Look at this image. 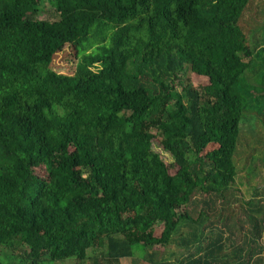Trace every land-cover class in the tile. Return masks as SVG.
Returning <instances> with one entry per match:
<instances>
[{
	"label": "trees",
	"instance_id": "trees-1",
	"mask_svg": "<svg viewBox=\"0 0 264 264\" xmlns=\"http://www.w3.org/2000/svg\"><path fill=\"white\" fill-rule=\"evenodd\" d=\"M43 1L0 0V264H83L101 247L114 264L138 250L141 264H264L263 206L253 200L264 136L251 127L241 144L244 113L264 127V92L244 99L239 88L255 66L264 80V48L247 42L264 0H47L52 22L34 18ZM65 45L79 58L69 76L49 69ZM185 70L205 86L182 82ZM237 159L259 185L243 199ZM229 189L255 222L232 261L223 260L231 228L175 236L181 221L234 204ZM197 192L196 212L187 205ZM174 236L180 259L158 258Z\"/></svg>",
	"mask_w": 264,
	"mask_h": 264
},
{
	"label": "rangeland",
	"instance_id": "rangeland-1",
	"mask_svg": "<svg viewBox=\"0 0 264 264\" xmlns=\"http://www.w3.org/2000/svg\"><path fill=\"white\" fill-rule=\"evenodd\" d=\"M260 2L263 5V2ZM39 8V12L34 16L35 19L38 20H45L48 22H52V21H56L57 20V14L53 11L52 7L50 6V4L48 3L47 0H44L41 5L38 7ZM259 18L255 17V19L257 20V23L259 24V22L262 24L261 26H257L255 24V26H252L250 23L247 24L249 32L247 34V42L249 44V47L254 50L257 48H264V18L261 17L260 15L258 16ZM247 21V20H246ZM257 26V27H256ZM74 48L71 45H65L61 50L57 51L56 53L53 54L52 56V60L51 63L49 65V69L57 74H61V75H72L73 71H74V67L75 64L78 61V57L74 55ZM258 51H256V55H257ZM254 62V61H253ZM257 65V64H255ZM249 71V72H248ZM248 72V73H247ZM263 73V71L259 68H257V66L253 67L252 69H248L245 71L243 77L241 78L240 81V93L242 95V97L244 99L248 98V93L251 94L250 96L255 98L258 95V92H264V80H261L260 75ZM188 71L185 70L184 74H180L179 75V79L182 82H185L188 80L189 83H191V85L196 88L199 89L203 86H205L206 84V80L203 77H195L193 75H188ZM179 88L177 87V90ZM260 90V91H258ZM264 94V93H263ZM250 113H244L243 116V124L241 126L242 128V134L244 135L242 138V142L241 144L244 143L245 140V136L247 134H250V128L253 127L254 129V135H257L258 138H261L264 136V127L260 124V122H257V124H254V126L250 125L251 120H249L250 118ZM253 114V113H252ZM152 150L154 152H156L157 154L160 155L161 159L163 160L164 163L166 164H171V158L169 157L168 154L164 153L161 150V147L158 144V139H152ZM254 146V145H252ZM256 149V147H255ZM258 150V149H256ZM254 155H252L253 157L258 156L257 153H253ZM253 160H255V158H252ZM257 159V158H256ZM237 159L236 161V178H235V183L234 186L235 188H237L240 191L241 197L246 198L247 196L250 195V193L255 191V188H258V184H255L257 182V178L252 177V175H247V169L245 168V165L243 164V159L239 160ZM261 162V160H260ZM256 167V170L258 172L261 171L262 166L258 163L257 160L252 161L250 164H252ZM170 170L169 173L172 174L174 173V168L172 166V164L170 165ZM251 168V166H250ZM256 170H251L252 172H255ZM35 173L39 176L43 175L42 173V169H35L34 170ZM250 173V171H249ZM252 174V173H251ZM232 187V186H231ZM230 187V188H231ZM208 196V195H207ZM194 200H195V204L194 206H189L188 207H192L193 210H195L196 212L199 211V209L202 208L201 204L199 203L201 198H205V195H203L202 193L197 192L194 196ZM225 199H228L231 203L234 204H226V203H216L214 204L213 207L216 208H221V213L220 215L217 214L216 211V215H212L211 216V220H199V221H195L193 223H190V225H186L184 224L186 221H181L179 224V230L178 232L175 234L176 235H180V236H185L186 233L188 232L189 228L192 229L197 236L202 237L201 236V230L205 225H210L208 227L207 230H211L212 232L215 233V235L217 234L216 232H218V234L220 233H224L225 229H230L234 238L232 241L238 242L241 239L242 234H244L245 230H248V228L250 226H253L255 222H247L246 219V211H245V207L241 204H238L240 201V196L237 195L234 192L227 191L224 194ZM257 200L253 199L254 201L258 202L257 205L259 206H263L262 207V211L264 212V186L261 188L259 187L258 191H257ZM233 200H235L236 202H234ZM223 207L226 208H230L233 209L234 208V213L235 216L237 215V220H235V216L232 218V216L230 215V213H227V210L224 209L223 207H221L222 205ZM220 206V207H219ZM230 206V207H229ZM239 206V207H238ZM203 209V208H202ZM230 209V210H231ZM239 209V211H238ZM209 215V214H208ZM194 217V215H193ZM257 217V216H256ZM226 218V220H224ZM188 222V221H187ZM234 223V224H232ZM222 225V230L220 231L218 228ZM264 226V225H263ZM262 226V227H263ZM159 226H155L154 228V236H157L159 234ZM206 233V232H205ZM204 233V235H205ZM208 235L210 236L211 233L209 232ZM174 236V243L175 245L178 247L177 243H176V237ZM199 242V240H198ZM264 241H261V244H263ZM257 244L259 245V241H257ZM174 245V246H175ZM260 246V245H259ZM15 251L18 253L19 252V247H16ZM181 249L178 248H170V249H165V251L162 253V256H158V258L160 259H166L168 261H172L175 262L177 260L180 259V254H181ZM104 252V247L101 248H96L93 250H87L86 255H87V259L83 262V264H94L93 262H95V264H114V263H109V261H107L104 256L103 253ZM8 252L5 251V249L0 248V254H7ZM13 254H15V252H12ZM133 260L131 262L130 259H121L119 260L118 264H141L140 260L142 257V253L138 250L135 251V253H133ZM50 264H76V262L73 259H67V260H63V261H55L52 262Z\"/></svg>",
	"mask_w": 264,
	"mask_h": 264
},
{
	"label": "crops",
	"instance_id": "crops-1",
	"mask_svg": "<svg viewBox=\"0 0 264 264\" xmlns=\"http://www.w3.org/2000/svg\"><path fill=\"white\" fill-rule=\"evenodd\" d=\"M261 224H262V226L264 225V220H262L261 221ZM261 226V227H262ZM249 231H250V228H248V230H245L244 232V234H242V236H241V240H239L238 242H233V241H231L230 240V243L232 244V246H230V243L226 246V248L224 249V256H223V260L224 259H226V256H228V259L227 260H230V261H232L231 260V258H230V254H231V252H232V248H233V251L235 252V247L236 248H239V245H240V243H242L243 242V240H246V239H250V234H249ZM262 231H264V226L262 227ZM247 240V241H248ZM242 241V242H241ZM259 241V245L261 244V241H264V239H263V233H262V235H261V237H260V239L258 240ZM169 248L168 249H170V248H177V246H174V245H169L168 246ZM248 248H246L245 246L243 247V250L244 251H246ZM123 260V259H122ZM169 262H172V261H169ZM234 262H236V260L234 259ZM229 264H231V263H229Z\"/></svg>",
	"mask_w": 264,
	"mask_h": 264
}]
</instances>
